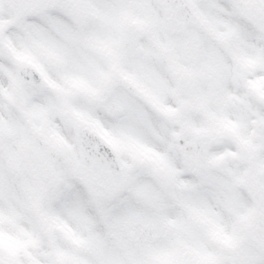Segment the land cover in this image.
<instances>
[{"label":"snow or ice","instance_id":"1","mask_svg":"<svg viewBox=\"0 0 264 264\" xmlns=\"http://www.w3.org/2000/svg\"><path fill=\"white\" fill-rule=\"evenodd\" d=\"M145 13L149 31L124 26ZM78 82L103 96L68 100L103 132L83 150L60 114ZM29 122L89 170L51 165L52 243L22 163L33 140L48 160ZM0 143V264H264V0H0ZM105 221L150 238L128 259Z\"/></svg>","mask_w":264,"mask_h":264},{"label":"rangeland","instance_id":"2","mask_svg":"<svg viewBox=\"0 0 264 264\" xmlns=\"http://www.w3.org/2000/svg\"><path fill=\"white\" fill-rule=\"evenodd\" d=\"M93 45H95L94 43H90L88 46L89 47H92ZM77 96H75L76 98ZM70 107V111H74L73 108ZM81 120H84V122H88L90 123V125L92 127H99L98 123L91 119L90 117H87V116H82V119ZM72 127V140L75 142V139H74V135H73V126ZM54 136V135H52ZM52 144L57 148V152H58V159L56 160V163L55 164H58L59 166L63 167L65 169V171L67 172V174L74 178V179H77L75 174L73 173V169H74V166H75V163L74 161L72 160L71 158V155H70V147L68 146L67 144V141L64 140V138L62 137H56V138H53L52 137ZM24 150H22V163H23V166H24V169L26 171V173L28 174L29 176V179H30V189L32 191V193H34V197H35V207H34V211L40 216V219H41V224H42V235L43 237L48 240L49 243H52L51 241V238H50V231L51 229L49 227H47V223L48 221L50 220L49 217H45L43 215V213L40 211V207L42 206L43 203L45 202H51L49 201V198H48V195H47V192L48 190H50L51 188H59V186L61 185L62 183V177L61 175L59 174V183L54 186V187H49V188H44V195H41L40 193V188L42 186V181H41V178H40V171H39V163L40 161L37 162L36 159H30V156L31 154H33L35 152V146L32 142H29L27 144L24 145L23 147ZM1 151H3V149H1ZM47 156L49 157V155L47 154ZM29 159H27V158ZM46 162H51V158H49V160H47ZM28 164V166L26 165ZM6 167L7 169L11 172V173H15V167L16 165L12 162V161H7L6 162ZM59 197L58 195L55 197V200H58ZM105 228L107 230V232L109 231H112V228H114V232H117L119 231V235L122 239V241L124 242V244L122 245V249H127L128 250H131L130 246H127L126 244H128V240H127V237H126V233L128 231V228L126 229H120L118 228L117 226L115 225H112L111 223L105 221ZM61 232H62V235H63V238L67 240V242L73 244L74 247H77V246H80V242L78 241H75L71 234L66 230L64 229L62 231L61 229ZM126 242V244H125ZM5 243L4 240H0V244H3ZM9 243L10 246H16L15 244H13V242H7ZM28 243H31V242H28ZM123 255V254H121ZM128 258V257H127ZM130 259V258H128ZM171 259V258H169ZM66 264H68V262H66ZM71 264H76V262H71Z\"/></svg>","mask_w":264,"mask_h":264},{"label":"flooded vegetation","instance_id":"3","mask_svg":"<svg viewBox=\"0 0 264 264\" xmlns=\"http://www.w3.org/2000/svg\"><path fill=\"white\" fill-rule=\"evenodd\" d=\"M124 26L126 28H132V29H137V30H143V31H149L151 24H150V18L147 15V13L144 14V18L141 19L139 16L137 15H132L128 20L124 21ZM170 24V23H169ZM171 25V24H170ZM95 45H93L92 47H94ZM107 88V83H105V89ZM83 92H81L79 95L83 96L85 99H89L92 102H94L97 106H103V96L102 93H91L89 91V89H85V87L83 88ZM75 91H72L70 93L67 94V98L66 99H61V108H60V114L61 117L66 119L70 124H75L76 121H73V115L72 113L68 110V100H71L73 98H75ZM77 93V92H76ZM96 95V99H93V96ZM28 128L29 130L32 132L33 136L36 139H39L42 150L47 154L49 151V147L51 145V140H52V134L50 132H44L43 134L36 132L34 129L31 128V124L30 122L28 123ZM101 129V128H100ZM34 143L35 146V140L30 141ZM0 148L3 149V144L0 143ZM24 150V149H22ZM27 158V157H26ZM36 159L37 162L41 160V156L40 153L37 152L35 150V152L33 154H31L30 159ZM29 159V158H27ZM29 159V160H30ZM28 166V164H26ZM25 166V165H24ZM130 227L128 228L127 233L125 234L127 239H128V244H125L127 246H130L131 250L127 249H122V245L124 244V242L121 239V235L119 234V231L114 232V228H112V231L107 232L109 238L113 241V244L115 246V248L117 249V251L120 254H123V256H126L128 258H132L133 255V248L135 247H139L141 245H139L138 243H134L132 241L129 240L128 238V232L130 231ZM120 235V236H119ZM158 264H175V261L173 259H169V258H161L158 260ZM208 264H212V262L209 260Z\"/></svg>","mask_w":264,"mask_h":264},{"label":"water","instance_id":"4","mask_svg":"<svg viewBox=\"0 0 264 264\" xmlns=\"http://www.w3.org/2000/svg\"><path fill=\"white\" fill-rule=\"evenodd\" d=\"M76 134H77L78 144L81 145L82 150H83L82 140H83L84 136L100 137L97 132L91 131L88 128V126H86V125L79 126L76 129ZM76 174H77L78 178L81 180L85 176L89 175V170H87L83 167H77ZM42 177H43V179L47 185H50V184L55 182V177L52 175L51 171L44 170ZM131 237H132V239H134L136 241H139V240L142 241V240H146V239L150 238L147 230L142 229L138 226L136 228L135 234H133Z\"/></svg>","mask_w":264,"mask_h":264},{"label":"bare ground","instance_id":"5","mask_svg":"<svg viewBox=\"0 0 264 264\" xmlns=\"http://www.w3.org/2000/svg\"><path fill=\"white\" fill-rule=\"evenodd\" d=\"M64 229H62V231H63Z\"/></svg>","mask_w":264,"mask_h":264}]
</instances>
